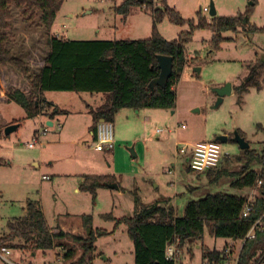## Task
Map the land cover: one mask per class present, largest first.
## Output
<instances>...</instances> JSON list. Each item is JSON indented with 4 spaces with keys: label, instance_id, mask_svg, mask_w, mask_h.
<instances>
[{
    "label": "rangeland",
    "instance_id": "obj_1",
    "mask_svg": "<svg viewBox=\"0 0 264 264\" xmlns=\"http://www.w3.org/2000/svg\"><path fill=\"white\" fill-rule=\"evenodd\" d=\"M123 1L64 0L57 13L53 31L55 34L64 32L70 39L148 38L152 26V9L135 8L124 19L115 11V7ZM148 1L152 2L155 8L173 9L185 21L177 24L165 16L157 22L159 34L169 41L189 30L188 21L192 20L196 24L199 13L201 18L209 21L213 17L209 13L210 3L215 9L214 16H233L250 9L249 23L257 27L264 26V0ZM204 7L208 9L207 12L203 11ZM11 11L13 17L6 30L7 46L28 64L32 74L33 69L37 67L33 61L43 57L46 51V33L38 18L31 20L22 13V9L13 6ZM221 35L225 38L224 41L219 44V48L212 49L211 30L199 27L193 29L190 40L185 44L186 55L190 61L183 68L175 85V107L156 108L159 110H156L158 115L153 118L154 123L144 131L151 135H139L135 142L131 140L122 145H114L113 154L106 158L107 163L103 161L100 167L93 171V174L98 175L111 174L122 190L100 187L94 197L80 189L75 192L74 189L79 188L83 181L82 179L77 183L79 178L76 173H81L91 161L88 153L81 154L68 140L63 141L56 149L59 158L54 166L59 170L56 174L66 176H52L55 172L45 163L44 152L39 145L33 148L27 146L34 138V129L39 127L33 119L22 121L15 131L0 138V234L7 232L6 224L9 219L25 214L24 209L29 200L38 201L47 224L52 228L57 226L66 232H81L84 236L86 231L82 228L81 217L85 215L91 217V230L101 229L108 232L96 237V251L91 264H133V245L127 235L126 226L120 224L115 227V220L133 216L135 198L142 206L159 204L173 207L175 215L182 216L188 202L208 194L224 192L246 195L248 188L240 190L231 186L234 176L223 175L215 183L209 182L206 173L188 171V153L179 152L180 148L189 149L196 142L215 140V135H225L233 139L236 130L244 132V139L250 149L257 153L262 150L264 132L258 125L264 128V74L259 77L258 90L250 88L238 93L235 87L248 73V65L257 59L264 60V32L245 35L238 30L226 31ZM226 83L231 84V94L225 95L216 105L217 95L214 89ZM16 89L24 92L29 90L27 82L15 70L0 67L2 125L6 126L12 119L25 116L21 106L6 100L7 93ZM46 96L59 102L61 107L70 106L74 113L77 111L69 118V123L73 125L69 139L84 138L85 124L90 115L85 112L84 101L92 107L96 99L91 101L89 94L82 92H47ZM133 112L135 113V110ZM121 116L123 114L116 120L119 129L124 124L127 126L129 122ZM132 117L136 119V116ZM142 119V114H139L136 122L131 124L145 126ZM114 129L113 127V133ZM45 138L49 137L43 136L40 141ZM219 144L221 160L217 169L238 171L246 164L243 159L238 158L241 150L237 143L229 140ZM35 163L37 165H34ZM250 167L256 170L260 168L255 159L251 161ZM68 173L71 175H67ZM42 175H47V180L42 179ZM227 240L210 236L205 228L202 239L193 243L199 247L218 249ZM75 246L78 248L77 244ZM201 252V249L193 251L190 246H185L183 264H199ZM6 258L15 263L22 259L33 264H67L62 259V249L59 247L44 254L37 251L33 257L13 250ZM0 264L6 262L0 258Z\"/></svg>",
    "mask_w": 264,
    "mask_h": 264
},
{
    "label": "trees",
    "instance_id": "obj_2",
    "mask_svg": "<svg viewBox=\"0 0 264 264\" xmlns=\"http://www.w3.org/2000/svg\"><path fill=\"white\" fill-rule=\"evenodd\" d=\"M63 1L0 0V67L15 70L27 82L29 88L28 92L16 89L7 93L6 100L18 104L25 112L24 117L12 120L9 124L15 123L20 126L22 121L37 115L52 118L54 113H59L60 110L56 106L46 101V92L105 94L99 106L89 107L88 113L92 118L93 129H96L101 119L113 123L121 109H173L176 102L175 85L183 68L190 61L186 55L185 44L190 40L195 27L211 30L212 49L219 48V44L225 39L221 34L226 31L240 30L245 35L264 32V26L257 27L249 23L250 9L233 16H213L209 21L201 18L199 13L196 24L192 20L188 21L189 30L169 41L159 34L156 24L165 16L171 22L184 23L176 11L171 8L163 10L155 8L148 0H124L115 7V11L124 19L135 8L152 9V26L148 38L70 39L53 31ZM12 6L22 9V13L31 20L38 18L40 26L46 33L47 54L43 66L35 74H31L28 64L7 46L6 30L13 17ZM157 55L171 57L172 71L164 87L154 86L150 89V81L159 73ZM262 74L264 60L257 59L248 65V73L235 90L238 93L250 88L258 90L259 77ZM4 127L5 125L0 123V138L5 137ZM258 127L264 132L261 125ZM236 132L241 137L245 136L240 130ZM229 140L231 141L230 138ZM238 158L246 162L240 170L230 172L227 169H217V166L206 172V176L209 182L217 183L223 175H231L235 177L230 183L233 188L256 189L252 213L246 218L241 217L248 194L246 196L224 192L208 194L188 202L182 216H176L173 207L159 204L142 206L135 198L133 216L115 220V227L120 224L126 226L127 235L133 245V264H173L166 260L165 250L169 241L175 237H178L182 244L192 243L202 239L206 228L209 235L214 238L234 240L240 244L256 220L261 218L264 224V140L260 153L247 148L241 150ZM254 159L260 166L258 170L250 167ZM188 171H191L189 167ZM113 179L110 175H85L79 189L94 197L98 188L114 183ZM257 180L261 181L258 187ZM24 212V215L12 217L7 221V232L0 234V248L20 251L33 257L37 251L44 254L59 247L62 249V259L67 264H91L96 251V237L108 233L96 229L83 236L81 232L75 234L63 231L57 226L52 228L47 224L38 201L29 200ZM108 218L113 219L111 216ZM81 220L85 231L87 226L91 228L90 216L82 215ZM75 244L80 250L78 255ZM201 249L206 252L203 253V258L218 254L216 248L208 249L201 246ZM261 257H264V228L257 231L253 239L244 242L238 264H251ZM17 264L33 263L19 259Z\"/></svg>",
    "mask_w": 264,
    "mask_h": 264
},
{
    "label": "crops",
    "instance_id": "obj_3",
    "mask_svg": "<svg viewBox=\"0 0 264 264\" xmlns=\"http://www.w3.org/2000/svg\"><path fill=\"white\" fill-rule=\"evenodd\" d=\"M54 30H55V28H54ZM60 35L67 37L66 34H64V32H61ZM46 54H47V49H46L43 57L39 58L36 62L33 61V63L35 65L37 64L36 65L37 67L33 69L34 72L32 74L37 73L39 68L43 66L44 57L46 56ZM0 92H1V90H0ZM46 93H45L46 101L51 102L52 105L56 106L60 111H59V113H54L52 118H49L48 116H45V115H37L36 117L31 118V119L35 120L36 123L38 124L37 126H39V127L34 129L32 135L35 136L37 134V132L40 131V129L41 130L43 129L44 126L48 127V131L46 133L47 135L45 134L43 136L49 137V138H45V139L40 141L41 137H43V136H41L36 145H39V148L43 150L44 157H45V163L53 168L55 173L52 176H66V175L56 174L57 171H59V170H57L54 167L56 162L58 161V158H59V154L56 151V149L65 140H68L69 142L74 144L81 154L88 153L90 155V161H91L90 164L85 166L86 168H83L81 170V173H76L78 175V178H79L77 183H79V181L82 180L85 175H98V174H93V171L98 169L103 161H105L107 163L106 158L109 155L113 154L115 147L113 146V149L110 151H97L94 149V142H95V135L96 134H95V129L91 128L92 127L91 115H88L89 119H87L86 124H85L84 138L81 139V137H79L77 140L69 139L70 135L72 134L71 128H73V125H71L69 123V118L72 117L73 114H76L77 111L74 113V110H72L70 106H64V107L59 106L58 105L59 102L48 99L46 96ZM82 93H86V92H82ZM88 94L90 96V99H92L91 101H93V99H96V100H94L95 104L92 105V107L93 106L96 107L97 105H100L105 98V94H102V93H88ZM84 103L86 104L85 112H88L87 107H89L91 105L87 101H84ZM130 110H132V111H130ZM143 110L144 109L135 110V113L133 112V109H130V108H125V109L119 110V112L116 114L117 116H115L114 122L112 123L113 127L115 128L114 133H113L114 145H116V146H117V144L122 145V144H125L131 140L135 142L136 137L139 135H141V136L146 135V137H149L151 135L148 131L147 132H144V131H145L146 127H148L149 125H152V123H154L153 118H155L158 115V112L156 110H159V109L147 108L146 111H143ZM79 111L82 112L81 110H79ZM24 114H25V112H24ZM121 114H123V116H124V117L121 116V118H123L124 120H126L127 122L129 121V122L127 123V126H126V124H124V126H122L121 129H119V128H117L116 120H117V118L119 119V116ZM139 114H142L143 119L141 121H143V124L145 123V126L141 125V127H139L138 124H131V122H133V121L136 122L137 116ZM132 116H136V119H133ZM12 120H16V118H14ZM139 121H140V119H139ZM58 125H60L59 128L57 127ZM18 127H19V125H18ZM162 132H165V130H163ZM168 132H171L170 129L168 130ZM216 136L217 135H215V137ZM61 137L63 138V140H61ZM228 139H229V137H228ZM143 141H141V143ZM33 147H31V148H33ZM134 148H136L138 150V148L136 146H134ZM119 149H120V147H119ZM186 152L188 153V158H189V155H190L189 150L187 149ZM34 165H37V164L35 163ZM108 167H110L109 164H108ZM76 174H73V175H76ZM67 175H71V173H68ZM106 175H111V174L108 173ZM41 177H42V179H46V180L48 178L47 175H42ZM114 183L116 185H118L117 181L116 182L114 181ZM117 187L118 188H114V189L115 190H122L121 188H119V186H117ZM108 188H112V187H108ZM251 190L252 189H249V191L247 193L248 195L251 193ZM74 191L78 192L80 190H79V188H75ZM246 195H244V196H246Z\"/></svg>",
    "mask_w": 264,
    "mask_h": 264
},
{
    "label": "built area",
    "instance_id": "obj_4",
    "mask_svg": "<svg viewBox=\"0 0 264 264\" xmlns=\"http://www.w3.org/2000/svg\"><path fill=\"white\" fill-rule=\"evenodd\" d=\"M204 12H207L206 7L203 8ZM184 127V125H180ZM58 128L60 125L57 126ZM169 129H167L168 131ZM48 131V127L44 126L43 129L37 132L33 140L27 144L28 148L35 146L38 143V140L41 136L45 135ZM163 131V130H157ZM95 142L94 149L97 151H110L113 149L114 140H113V124L110 121L99 120L96 129H95ZM187 147L180 148V153H185ZM189 158H188V167L194 173H206L211 169L216 168L221 160V147L219 142L216 140L210 141H199L192 144L189 147ZM261 184L260 180H257L256 186L258 187ZM255 190L252 189L251 193L247 196L244 206L241 211V217H248L253 211V204L255 201ZM264 228V224L259 218L256 220L249 231L247 232L244 239L237 244L234 240H227L221 248L216 249L218 254L214 257L205 256L202 257L203 253L201 252V258L199 264H238L239 263V254L240 250L247 239H253L257 231H261ZM185 246H189L193 251L196 249H201V247L195 245L193 242L187 244H182L181 240L178 237H175L169 241L165 250L166 260L172 262L173 264H183L182 256L185 251ZM202 250V249H201ZM10 254V250L2 247L0 248V258L6 262V264H17L13 261H10L6 258V255ZM44 264H49L45 262ZM251 264H264V257H261L258 261H253Z\"/></svg>",
    "mask_w": 264,
    "mask_h": 264
},
{
    "label": "water",
    "instance_id": "obj_5",
    "mask_svg": "<svg viewBox=\"0 0 264 264\" xmlns=\"http://www.w3.org/2000/svg\"><path fill=\"white\" fill-rule=\"evenodd\" d=\"M209 13L211 16L215 15V9L212 3H210V9ZM157 66L159 68L158 76L152 79L149 83V88L152 89L154 86H161L164 87L167 79L169 78L171 71H172V59L169 56L165 55H157ZM216 95H217V102L216 105H218L222 98L225 95L231 94V84L226 83L225 85L221 87H217L214 89ZM18 127V124H9L4 127L3 133L4 135H9L12 131H15ZM215 140L218 142H227L228 138L225 135H217L215 137ZM231 141L236 142L239 145V149L244 150L249 148V144L245 141V139L238 135L237 132H235L233 139ZM135 156V155H134ZM107 187L117 188V185L115 183H108ZM91 228L89 226L86 227V233H90Z\"/></svg>",
    "mask_w": 264,
    "mask_h": 264
}]
</instances>
